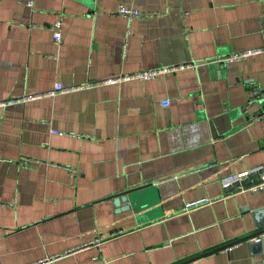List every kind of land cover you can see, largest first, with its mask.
I'll use <instances>...</instances> for the list:
<instances>
[{"label":"crops","instance_id":"obj_1","mask_svg":"<svg viewBox=\"0 0 264 264\" xmlns=\"http://www.w3.org/2000/svg\"><path fill=\"white\" fill-rule=\"evenodd\" d=\"M262 113L264 0L0 1V264H182L256 234L264 191L220 182L264 168Z\"/></svg>","mask_w":264,"mask_h":264},{"label":"built area","instance_id":"obj_2","mask_svg":"<svg viewBox=\"0 0 264 264\" xmlns=\"http://www.w3.org/2000/svg\"><path fill=\"white\" fill-rule=\"evenodd\" d=\"M2 1V0H0ZM28 6H31V3H28ZM117 14L124 18L127 21H131L134 19H142L144 18L146 15L145 13L134 9V8H129L126 7L124 5H119L117 7ZM53 38L56 42L60 41L61 39V21L57 20L56 22H54L53 26ZM253 53H240V54H233L230 55L222 60L216 61V62H221L222 64H231V63H235V62H240L250 56H252ZM214 62V61H213ZM197 67L196 64H190V65H186V66H181L178 67L179 70H183V69H189V68H194ZM166 70H159V71H150V72H143V73H139L136 75V79L138 80H150L155 78L157 75H159L161 72H164ZM67 89H65L63 87V85L61 84H56L54 87V93H63L65 92ZM162 106L167 107L169 105L168 101H164L162 104ZM264 117V113L260 114L259 116H257V119H260ZM262 169V168H260ZM260 169H257L256 171H259ZM256 171H252V172H248V173H244L242 175H234V176H230V177H226L224 179L221 180V187L226 189L236 183H240L242 181H246L245 183H247L246 186H240L239 188H237L240 192L242 193H258L261 191H264V173L260 174L259 176V180L257 182H252V180H246L247 176L253 172ZM212 200L208 199V198H202V199H198L189 203H186L183 206V210L185 212L190 211L192 209L198 208L200 206H203L205 204L211 203ZM249 242L253 243V244H261L264 247V234L258 235L252 239L249 240ZM96 259V258H95Z\"/></svg>","mask_w":264,"mask_h":264},{"label":"water","instance_id":"obj_3","mask_svg":"<svg viewBox=\"0 0 264 264\" xmlns=\"http://www.w3.org/2000/svg\"><path fill=\"white\" fill-rule=\"evenodd\" d=\"M262 173H264V168L260 169L259 171H256V172H253V173L249 174V175L247 176V179H246V180H250V179H251L252 182H257V181L259 180V176H260V174H262ZM245 182H246V181H242V182H240V183H236V184H234V185H232V186L226 188V189H227L226 191L229 192V191H231V190H235V189L239 188L240 186H242V187H243V186H246L247 183H245ZM119 203H128V200H127L126 197H123V198L119 199L118 201H115V204H116V205L119 204ZM129 209H130V205H129V203H128V205H126L125 207H123L121 211H126V210H129ZM261 234H264V229H261V228H260V231L257 232V233L254 234V235H251V236L246 237V238L241 239V240L234 241L233 243H230V244H228V245H224V246H222L221 248L215 249L214 251H211V252H209V253H206V254H203V255H201V256L195 257V258H193V259H191V260H189V261H187V262H184V263H182V264H187V263H189V262L195 261V260H197V259H199V258H201V257H203V256H206V255H208V254H210V253H212V252H216V251H220V250H224V249L230 248V247H232V246H234V245H237L238 243H241V242H244V241H248V240H250V239H252V238H254V237L258 236V235H261ZM258 245H261V244H258ZM261 246H262V245H261ZM262 252H264V247L262 248Z\"/></svg>","mask_w":264,"mask_h":264}]
</instances>
